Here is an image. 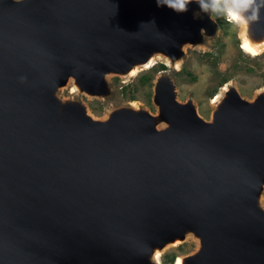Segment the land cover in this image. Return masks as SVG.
<instances>
[{"label":"water","instance_id":"water-1","mask_svg":"<svg viewBox=\"0 0 264 264\" xmlns=\"http://www.w3.org/2000/svg\"><path fill=\"white\" fill-rule=\"evenodd\" d=\"M219 30L195 0H0V264H161L188 239L180 264H264V89L224 84L206 120L171 73ZM242 33L264 43V10ZM151 60L155 113L93 116Z\"/></svg>","mask_w":264,"mask_h":264},{"label":"rangeland","instance_id":"rangeland-1","mask_svg":"<svg viewBox=\"0 0 264 264\" xmlns=\"http://www.w3.org/2000/svg\"><path fill=\"white\" fill-rule=\"evenodd\" d=\"M217 20L218 16L213 15ZM218 22V21H217ZM220 26L217 37L208 41L207 49H190L179 71L171 72L178 88L181 101L192 98L201 117L210 119L212 107L210 101L228 82H235L242 96L251 98L253 94L264 89V52L259 56H250L240 48L237 38L238 25L229 23L225 18L218 22ZM168 68L158 63L150 69L140 72L122 86L118 97L107 103L98 100L88 102L90 112L95 117H102L106 108L115 103L133 101L144 105L152 113L156 108L152 104L153 81ZM170 71V70H169ZM120 79L112 78L118 85ZM67 90L64 96H67ZM196 242L188 239L184 243L168 248L161 256V264H175L177 257L192 253Z\"/></svg>","mask_w":264,"mask_h":264},{"label":"clouds","instance_id":"clouds-1","mask_svg":"<svg viewBox=\"0 0 264 264\" xmlns=\"http://www.w3.org/2000/svg\"><path fill=\"white\" fill-rule=\"evenodd\" d=\"M158 6H166L176 13H184L193 0H156ZM200 10L215 16H222L229 23L242 26L246 32L248 27L260 20L264 10V0H195ZM244 37V33H241ZM247 39L242 47L247 49Z\"/></svg>","mask_w":264,"mask_h":264},{"label":"bare ground","instance_id":"bare-ground-1","mask_svg":"<svg viewBox=\"0 0 264 264\" xmlns=\"http://www.w3.org/2000/svg\"><path fill=\"white\" fill-rule=\"evenodd\" d=\"M241 30H239V36H241V33H242V26H240ZM243 38V37H242ZM244 43V39L242 41V44ZM242 44L240 43V48L241 50H243L245 53L249 54L250 56H257V55H260V53H262L264 51V43L259 45V46H252L250 45L248 42H247V49L243 48L242 47ZM158 59V57H157ZM153 61L151 60V62L149 64H147L144 68H142L141 70H145L147 69V67H151V65H153ZM141 70H137V69H134L130 74H129V77H135L139 71ZM71 92H73V89L71 90ZM218 99V95H216V97L214 99H212L211 103H214L215 101H217ZM157 259L160 261L161 258H159V254L157 255ZM181 262V258L180 257H177V260L175 261V264H180Z\"/></svg>","mask_w":264,"mask_h":264},{"label":"trees","instance_id":"trees-1","mask_svg":"<svg viewBox=\"0 0 264 264\" xmlns=\"http://www.w3.org/2000/svg\"><path fill=\"white\" fill-rule=\"evenodd\" d=\"M222 19H224L222 16H218L217 21L220 22V21H222Z\"/></svg>","mask_w":264,"mask_h":264}]
</instances>
